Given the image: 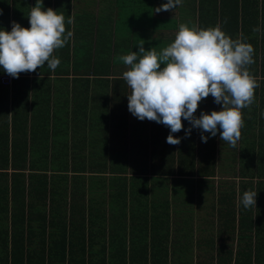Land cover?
Returning a JSON list of instances; mask_svg holds the SVG:
<instances>
[{
  "label": "crops",
  "instance_id": "obj_1",
  "mask_svg": "<svg viewBox=\"0 0 264 264\" xmlns=\"http://www.w3.org/2000/svg\"><path fill=\"white\" fill-rule=\"evenodd\" d=\"M166 2L43 0L45 9L64 15L65 35H73L55 50V70L46 62L14 78L0 68V257L11 256L15 240L23 251H38L39 231L29 234L26 226L41 225L45 217L46 223H71L74 248L67 247V255L73 258L142 251L195 258L211 249L208 241L214 248L223 240L236 248L245 191L257 192L252 215L264 211V184L255 185L264 161L261 74L251 73L259 87L253 104L242 109L244 127L235 147L221 141L220 130L215 137L203 133L206 143L199 128L186 135L188 120L173 133L181 142L171 145L168 127L128 110L130 89L122 75L127 66L120 56L142 43L159 52L181 23L221 25L216 0H182L156 13ZM35 3L0 0V29L10 31L13 21L30 27L27 16ZM1 76L11 82L3 84ZM221 108L209 95L195 115ZM178 160L194 162L195 169H178ZM209 160L214 168L197 170ZM43 176L48 186L40 198ZM17 184L23 195L14 200ZM232 224L233 231L227 227Z\"/></svg>",
  "mask_w": 264,
  "mask_h": 264
},
{
  "label": "clouds",
  "instance_id": "obj_2",
  "mask_svg": "<svg viewBox=\"0 0 264 264\" xmlns=\"http://www.w3.org/2000/svg\"><path fill=\"white\" fill-rule=\"evenodd\" d=\"M182 0H167L155 12L171 11ZM30 27L12 22L10 31L0 29V68L9 76L18 78L20 73L34 72L47 66L55 70L60 60L54 56L72 37L66 32L65 17L53 8L43 7V0H36L29 15ZM72 24L71 18L67 20ZM259 27L253 32H259ZM119 57L127 66L123 72L130 94L128 110L139 120L161 123L170 129L167 143L181 142L173 135L183 129V120L191 128L201 130L202 142L210 133L235 147L244 127L242 109L249 108L259 87L257 79L247 66L254 63V48L245 38L233 39L221 26L200 28L188 23L179 24L174 40L159 52L144 48ZM163 65V67H162ZM209 95L222 104L220 110L195 115L199 103ZM264 115V113H262ZM256 191H245L242 204L245 208L256 206Z\"/></svg>",
  "mask_w": 264,
  "mask_h": 264
},
{
  "label": "trees",
  "instance_id": "obj_3",
  "mask_svg": "<svg viewBox=\"0 0 264 264\" xmlns=\"http://www.w3.org/2000/svg\"><path fill=\"white\" fill-rule=\"evenodd\" d=\"M216 2L220 10L222 30L233 39L242 35L245 42L252 44L254 63L247 67L252 74H261L264 77V0H216ZM255 27H259L260 31L253 32ZM175 164H177L178 169L184 167L189 171L195 169L192 161L182 162L178 160ZM214 166L215 162L209 160L204 162V165L199 166L197 170L200 172L210 171L209 169L214 168ZM258 166L261 174L258 176L259 180L256 182V186L264 184V161L259 162ZM42 178L44 181L40 182V198L46 195L48 186L45 177ZM13 193L19 195L13 194L14 200L21 199L23 195L22 185H15V192ZM30 207L34 210L32 205ZM249 208L239 210L235 249L228 245L229 242L225 240L220 241L215 248L213 241H208L211 249L207 250L205 255L195 257V260L192 257L180 255L169 258L166 252L162 255L147 256L145 251L140 252V255L111 254L108 257H102L92 254L87 259L85 257L73 258L71 255H67V247L70 250L73 247L70 237L71 223L63 222L61 225H55L51 218L46 223L45 217H43L42 222L44 223L41 225L32 226L28 223L26 226L29 234H32L36 228L39 231L37 243L39 250L27 251V247H24L23 251L21 240L19 242L15 240L12 242L11 256L0 257V264H264V211L260 212L259 209V212L256 210L255 214L252 215ZM230 215L227 216L230 217ZM48 227H50L49 232L47 231ZM227 227L231 228L232 231L235 229L234 224ZM75 228L79 227L75 226ZM67 236L69 237L67 238ZM84 243L85 241L80 243L81 249L84 248Z\"/></svg>",
  "mask_w": 264,
  "mask_h": 264
},
{
  "label": "built area",
  "instance_id": "obj_4",
  "mask_svg": "<svg viewBox=\"0 0 264 264\" xmlns=\"http://www.w3.org/2000/svg\"><path fill=\"white\" fill-rule=\"evenodd\" d=\"M1 82L3 84H9L11 82L10 77L7 76H1Z\"/></svg>",
  "mask_w": 264,
  "mask_h": 264
},
{
  "label": "rangeland",
  "instance_id": "obj_5",
  "mask_svg": "<svg viewBox=\"0 0 264 264\" xmlns=\"http://www.w3.org/2000/svg\"><path fill=\"white\" fill-rule=\"evenodd\" d=\"M195 260V258H193Z\"/></svg>",
  "mask_w": 264,
  "mask_h": 264
}]
</instances>
